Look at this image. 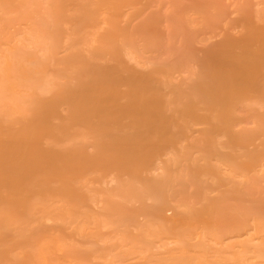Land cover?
Listing matches in <instances>:
<instances>
[{
    "label": "rangeland",
    "instance_id": "obj_1",
    "mask_svg": "<svg viewBox=\"0 0 264 264\" xmlns=\"http://www.w3.org/2000/svg\"><path fill=\"white\" fill-rule=\"evenodd\" d=\"M263 79L264 0H0V264H264Z\"/></svg>",
    "mask_w": 264,
    "mask_h": 264
},
{
    "label": "bare ground",
    "instance_id": "obj_2",
    "mask_svg": "<svg viewBox=\"0 0 264 264\" xmlns=\"http://www.w3.org/2000/svg\"><path fill=\"white\" fill-rule=\"evenodd\" d=\"M239 55H240V54H239ZM236 61H237V60H236ZM106 68H107V67H106ZM113 69H114V68H113ZM261 80H262V79H261ZM261 80H258V81L261 82ZM263 80H264V79H263ZM263 82H264V81H263ZM258 84H259V83H258ZM259 85H260V84H259ZM259 85H258V86H259ZM131 90H132V89H131ZM256 94H257V93H256ZM262 95H263V94H262ZM118 113H119V112H118ZM121 113H122V112H121ZM221 118H222V117H221ZM98 122H99V121H98ZM100 124H101V122H100ZM125 131H126V130H125ZM126 132H127V131H126ZM0 136H1V133H0ZM1 138H2V137H1ZM2 141H3V140H2ZM2 149H3V148H2ZM1 154H2V153H1ZM1 154H0V155H1ZM173 158H174V157H173ZM1 159H2V158H1ZM0 162H1V161H0ZM0 164L2 165V163H0ZM172 166H173V165H172ZM2 168H3V166H2ZM2 168H1V169H2ZM0 171H1V170H0ZM6 173H7V172H6ZM5 175H8V173L5 174ZM5 175H4V176H5ZM5 177H8V176H5ZM7 179H8V178H7ZM9 182H10V181H9ZM25 182H26V181H25ZM6 191H7V190H6ZM10 191H12V190H10ZM10 191H9V192H10ZM137 191H138V190H137ZM114 194H115V193H114ZM11 195H12V194H11ZM123 195H124V194H123ZM125 197H126V196H125ZM128 198H129V197H128ZM128 198H127V199H128ZM122 199H124V198H122ZM130 200H131V199H130ZM133 200H134V199H133Z\"/></svg>",
    "mask_w": 264,
    "mask_h": 264
}]
</instances>
